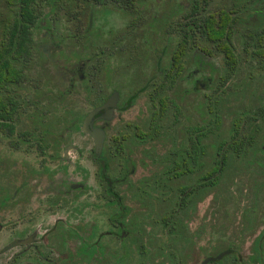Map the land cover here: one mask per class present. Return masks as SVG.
I'll return each mask as SVG.
<instances>
[{"label":"flooded vegetation","instance_id":"flooded-vegetation-1","mask_svg":"<svg viewBox=\"0 0 264 264\" xmlns=\"http://www.w3.org/2000/svg\"><path fill=\"white\" fill-rule=\"evenodd\" d=\"M202 1L58 0L57 14L42 17L51 21L36 31L37 63L14 87L15 118L0 117V142L8 144L0 146V264H264V141L260 149L235 151V165L226 169L233 175L195 199L181 192L170 199L151 193L146 187L152 184L144 180L152 165L148 176L133 179L137 166H148L152 156L141 143L148 93L158 89L161 62L183 57L177 29L223 0L206 12L210 0L202 13L192 14ZM263 10L264 0L251 1L255 36ZM40 32L45 35L38 40ZM42 43L54 49L57 78ZM185 67L181 85L171 92H183L189 108L193 91H206L210 80L199 78L191 60ZM79 97L88 111L76 109ZM139 98L141 110L125 118ZM108 102L90 122L103 136L97 153L83 123ZM78 137L87 150L75 143ZM219 162L221 170V156ZM207 164L206 155L204 170ZM209 195L222 243L214 254L208 223L197 215ZM244 238L250 241L246 256Z\"/></svg>","mask_w":264,"mask_h":264},{"label":"trees","instance_id":"trees-1","mask_svg":"<svg viewBox=\"0 0 264 264\" xmlns=\"http://www.w3.org/2000/svg\"><path fill=\"white\" fill-rule=\"evenodd\" d=\"M208 1L198 3L192 14L202 13ZM251 1L223 0L204 17L178 28L177 52L183 57L161 62L163 76L158 89L148 93L149 113L141 141L149 145V164L155 166L144 180L152 184L146 189L160 199H170L176 192L193 199L205 191L213 193L224 178L233 175L226 169L235 165V151L260 149L258 144L264 141V43L260 42L264 12L255 36ZM57 5L58 0H0V117L7 113V120L15 118L19 106L13 98L14 87L22 84L29 67L37 63L36 31L43 21H51L48 16L57 14ZM189 48L187 62L184 57L190 55ZM190 60L193 69L199 70V78L210 82L206 91H193L187 108L184 93L171 91L181 85ZM8 102L9 108H5ZM206 155L208 167L204 170Z\"/></svg>","mask_w":264,"mask_h":264},{"label":"rangeland","instance_id":"rangeland-1","mask_svg":"<svg viewBox=\"0 0 264 264\" xmlns=\"http://www.w3.org/2000/svg\"><path fill=\"white\" fill-rule=\"evenodd\" d=\"M45 34L44 32H40L37 34V39L39 37H43ZM47 38V37H46ZM39 40V39H38ZM43 46V50L45 57H48V61L47 63L50 64V68H51V72L54 74V76L57 78L58 77V73H57V68H56V64H57V59L54 56V49H52L49 44H45L42 43ZM141 99L139 98L137 103L134 105L133 108H131L127 114H125V118L131 119L132 117H136V115L138 114V112L141 110ZM75 107L78 111H88V108L86 107V103L84 102L82 97H79L78 100L76 101ZM25 125L22 124V128H24ZM75 134H80L79 132H75ZM78 141H75V143L78 144V146H84V142L82 140V138L78 137L77 138ZM8 144L6 142H0V146H4V148L6 149L5 146H7ZM149 145H144V150H146L148 148ZM85 148H82V150H87L89 146H84ZM159 147V146H157ZM142 149V147H139L137 150ZM17 157H21V156H17ZM71 160L76 159V153H71ZM23 158V157H22ZM81 165L86 166V168L89 171V174L92 173V169L90 167V164L88 162H84L83 160L80 162ZM150 163V162H149ZM151 170V166L150 164L148 166H137L135 173L133 174V179H138L141 177H146L149 175ZM211 198H213V195H209L206 200L204 202H202L199 206H198V210H197V215H198V219L201 221V219L206 220L208 223V246H210V252L209 254H214L216 249L222 245L221 243V238L217 235V224H218V211H217V207H216V203L212 202L213 200H211ZM203 217V218H202ZM225 238L227 240H230L232 238L231 235H226ZM249 239H243L241 241V247H242V251H241V255L242 256H246L247 255V250L246 247L249 246ZM213 247H216L214 250L211 249Z\"/></svg>","mask_w":264,"mask_h":264},{"label":"water","instance_id":"water-1","mask_svg":"<svg viewBox=\"0 0 264 264\" xmlns=\"http://www.w3.org/2000/svg\"><path fill=\"white\" fill-rule=\"evenodd\" d=\"M221 2V0H214L212 1L206 8V12L211 8V6L219 4ZM109 106H111V104L108 102L105 106H103L102 108L98 109V110H94L93 112H91L86 118L85 121L83 123V131L87 134H90L93 136L94 140H95V144H96V149H97V153L98 150L101 148V143H102V132L98 131V130H91L90 129V122L93 119V117L101 110H105L106 108H108Z\"/></svg>","mask_w":264,"mask_h":264}]
</instances>
